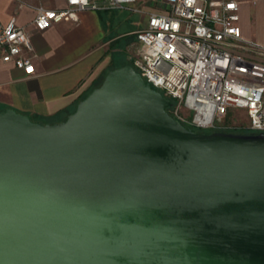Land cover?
Returning a JSON list of instances; mask_svg holds the SVG:
<instances>
[{
  "label": "water",
  "instance_id": "obj_1",
  "mask_svg": "<svg viewBox=\"0 0 264 264\" xmlns=\"http://www.w3.org/2000/svg\"><path fill=\"white\" fill-rule=\"evenodd\" d=\"M172 105L126 62L64 119L0 108V264H264V131Z\"/></svg>",
  "mask_w": 264,
  "mask_h": 264
},
{
  "label": "built area",
  "instance_id": "obj_2",
  "mask_svg": "<svg viewBox=\"0 0 264 264\" xmlns=\"http://www.w3.org/2000/svg\"><path fill=\"white\" fill-rule=\"evenodd\" d=\"M138 0H67L63 8L40 6L32 24L45 30L78 21L82 10L142 11ZM165 11L150 12L136 33L131 56L136 69L165 95L183 122L202 129L223 123L244 109L247 128L264 131V43L241 30L238 0H162ZM31 33L13 18L0 19V60L34 71ZM31 69V70H29Z\"/></svg>",
  "mask_w": 264,
  "mask_h": 264
},
{
  "label": "crops",
  "instance_id": "obj_3",
  "mask_svg": "<svg viewBox=\"0 0 264 264\" xmlns=\"http://www.w3.org/2000/svg\"><path fill=\"white\" fill-rule=\"evenodd\" d=\"M246 38L264 43V0H238ZM67 0H0V19H15L31 33L34 71L0 60V108L14 107L42 119H64L102 78L113 62L132 55L136 33L150 12L167 9L162 0H138L142 11L82 10L78 21L45 30L32 24L40 6L63 8ZM129 54V55H128Z\"/></svg>",
  "mask_w": 264,
  "mask_h": 264
},
{
  "label": "trees",
  "instance_id": "obj_4",
  "mask_svg": "<svg viewBox=\"0 0 264 264\" xmlns=\"http://www.w3.org/2000/svg\"><path fill=\"white\" fill-rule=\"evenodd\" d=\"M126 62H132V60L131 59H129V60H124V61H119V62H113L112 64H111V66H110V68H109V70L110 69H112V68H115V67H118V66H121V65H123L124 63H126ZM108 70V71H109ZM107 71V72H108ZM106 72V73H107ZM105 73V74H106ZM105 74L102 76V78L82 97V98H84L90 91H92V89L95 87V86H97L98 84H100L101 83V81L103 80V78H104V76H105ZM173 100V105L175 104V101H174V99H172ZM173 105L169 108V110L171 111V109H172V107H173ZM172 112V111H171ZM35 118H37V119H42V118H40V117H36V116H34ZM42 120H44V121H49V122H54V121H58L59 119H56V118H50V119H42ZM185 124H187V125H189V126H191V127H193V128H195V129H197V130H205V131H212V130H214V129H202V128H199V127H197L195 124H192V123H190V122H185ZM226 130H233V131H251V130H249L247 127H244V126H241V127H231V128H226Z\"/></svg>",
  "mask_w": 264,
  "mask_h": 264
},
{
  "label": "rangeland",
  "instance_id": "obj_5",
  "mask_svg": "<svg viewBox=\"0 0 264 264\" xmlns=\"http://www.w3.org/2000/svg\"><path fill=\"white\" fill-rule=\"evenodd\" d=\"M132 55H129V58H126L124 60L131 59ZM124 60H119V61H124ZM119 61H116V62H119ZM171 110H173V109H171ZM223 124L225 126H232V127H241V126L247 127L248 118L246 115V111L244 109L235 110V112L232 115H230L229 117L226 118V120L224 121Z\"/></svg>",
  "mask_w": 264,
  "mask_h": 264
},
{
  "label": "snow or ice",
  "instance_id": "obj_6",
  "mask_svg": "<svg viewBox=\"0 0 264 264\" xmlns=\"http://www.w3.org/2000/svg\"><path fill=\"white\" fill-rule=\"evenodd\" d=\"M29 70H31V69H29Z\"/></svg>",
  "mask_w": 264,
  "mask_h": 264
}]
</instances>
